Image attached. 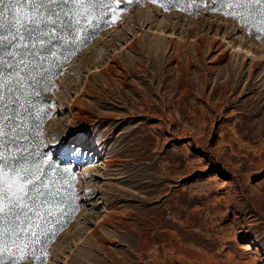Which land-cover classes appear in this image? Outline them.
Returning a JSON list of instances; mask_svg holds the SVG:
<instances>
[{"label": "rangeland", "instance_id": "1", "mask_svg": "<svg viewBox=\"0 0 264 264\" xmlns=\"http://www.w3.org/2000/svg\"><path fill=\"white\" fill-rule=\"evenodd\" d=\"M106 3L34 98L37 159L72 186L35 264H264V25Z\"/></svg>", "mask_w": 264, "mask_h": 264}, {"label": "snow or ice", "instance_id": "2", "mask_svg": "<svg viewBox=\"0 0 264 264\" xmlns=\"http://www.w3.org/2000/svg\"><path fill=\"white\" fill-rule=\"evenodd\" d=\"M131 2V0H128ZM225 15L264 25V0H220ZM106 0H0V264H35L72 187L33 147L30 117L55 65L108 22ZM216 11V8H212ZM62 58V59H61ZM75 151V149H73ZM65 174H67L65 170Z\"/></svg>", "mask_w": 264, "mask_h": 264}]
</instances>
